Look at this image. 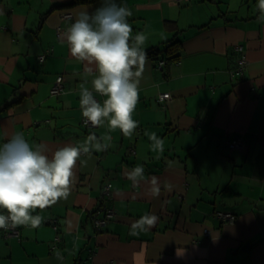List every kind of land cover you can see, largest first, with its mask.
Returning <instances> with one entry per match:
<instances>
[{"label": "crops", "instance_id": "0c3cea01", "mask_svg": "<svg viewBox=\"0 0 264 264\" xmlns=\"http://www.w3.org/2000/svg\"><path fill=\"white\" fill-rule=\"evenodd\" d=\"M102 3L0 0V144L22 131L30 144L51 151L93 133L111 135L113 145L81 155L68 198L33 213L44 218L38 228L17 227L18 236L0 229V264H264L258 0H116L132 12L133 37L143 33L144 50H156L140 78L132 138L110 131L107 122L83 124L79 86L87 79L91 88L93 77L64 40L79 11ZM170 40L179 41L174 53L165 51ZM237 44L245 57L241 74L232 73ZM58 75L63 89L52 94ZM163 92L170 97L159 100ZM153 132L164 140L162 153L152 150ZM235 138L240 149L229 147ZM137 165L145 173L134 184L127 173ZM101 207L114 209V217L96 228L93 212ZM217 210L232 212L234 221H221ZM146 214H155L156 224L133 235L132 223Z\"/></svg>", "mask_w": 264, "mask_h": 264}, {"label": "clouds", "instance_id": "9594fccd", "mask_svg": "<svg viewBox=\"0 0 264 264\" xmlns=\"http://www.w3.org/2000/svg\"><path fill=\"white\" fill-rule=\"evenodd\" d=\"M258 6L264 13V0H258ZM131 15L126 5L103 0L94 12L79 11L64 34L71 57L84 64L86 77H93L91 88L86 86L87 79L79 86L85 126L99 128L107 122L110 131L119 130L128 138H132L138 127L133 113L147 62L143 47L147 37L143 33L133 37L128 22ZM94 93L104 97L103 101H98ZM148 135L153 142L152 150L162 153L164 140L154 132ZM111 140V135L98 138L93 133L78 145L66 144L51 151L44 143L30 144L22 131L6 134L5 142L0 144V210H3L0 229L38 228L44 218L33 213L68 198L81 155L92 150L105 151L113 146ZM144 173L143 165H137L127 173V178L139 184ZM151 183L158 194L157 178L152 177ZM157 220L155 214L142 216L132 223V234L149 230ZM57 258H62L58 252Z\"/></svg>", "mask_w": 264, "mask_h": 264}, {"label": "built area", "instance_id": "2783aa9c", "mask_svg": "<svg viewBox=\"0 0 264 264\" xmlns=\"http://www.w3.org/2000/svg\"><path fill=\"white\" fill-rule=\"evenodd\" d=\"M179 1V0H178ZM69 15V14H68ZM235 50L238 53L236 56V66L235 68L232 70V73H237V74H241L242 70L244 69V65H245V57L242 53L243 51V46L241 44H237L235 46ZM45 55H40L38 58L39 60H42L44 58ZM164 63V61H159V64L162 65ZM63 89V79L61 75L56 76L55 81L51 87L50 92L52 94H58L61 90ZM170 97V93L169 92H163L160 93L158 96L159 100H165L166 98ZM96 98V97H95ZM83 124H84V120H83ZM85 125V124H84ZM88 128H94L91 125L86 126ZM261 143L263 145V152H264V135L261 136ZM242 146L241 143V139L240 138H235L233 140H231L229 142V147L232 149H240ZM111 184L107 183L104 187V191L105 193L108 194V191L110 189ZM100 214V215H99ZM216 216L224 222H233L235 219V215L230 212V211H226V210H217L216 211ZM114 217V209L110 208V207H101L99 209H97L96 211L93 212V222L96 228H100L101 226H104L107 221H109L110 219H112ZM52 222H55V220H52ZM3 230V229H2ZM4 235L5 236H18L19 235V231L18 228H12L9 229L8 231H4ZM205 234H207V230H205Z\"/></svg>", "mask_w": 264, "mask_h": 264}, {"label": "trees", "instance_id": "16d2710c", "mask_svg": "<svg viewBox=\"0 0 264 264\" xmlns=\"http://www.w3.org/2000/svg\"><path fill=\"white\" fill-rule=\"evenodd\" d=\"M87 1H90V0H87ZM178 43H179L178 40H170V41H168V43L166 44V50H165L166 53H174L177 50ZM146 52H147V56H151V55H155L156 54V50H154V49H149ZM172 58H177V56L173 55Z\"/></svg>", "mask_w": 264, "mask_h": 264}]
</instances>
